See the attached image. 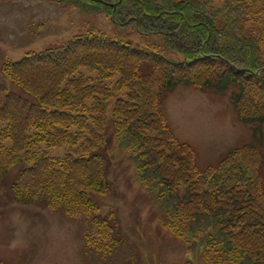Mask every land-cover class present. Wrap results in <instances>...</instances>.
I'll use <instances>...</instances> for the list:
<instances>
[{"label":"trees","instance_id":"obj_1","mask_svg":"<svg viewBox=\"0 0 264 264\" xmlns=\"http://www.w3.org/2000/svg\"><path fill=\"white\" fill-rule=\"evenodd\" d=\"M49 1L102 12L160 37L164 49L87 30L4 61L0 176L21 166L11 199L83 220L85 247L112 256L123 244L118 219L102 214L94 198L110 192L112 142L163 232L191 259L264 264V0ZM179 84L230 91L235 116L252 126L255 141L199 168L195 149L175 136L161 109Z\"/></svg>","mask_w":264,"mask_h":264},{"label":"rangeland","instance_id":"obj_2","mask_svg":"<svg viewBox=\"0 0 264 264\" xmlns=\"http://www.w3.org/2000/svg\"><path fill=\"white\" fill-rule=\"evenodd\" d=\"M216 4L220 0H215ZM87 30L105 31L136 44L146 41L164 49L158 36L139 35L102 12L83 13L76 7L49 0H0V67L18 61L28 51H40ZM168 52V51H167ZM6 81L0 70V81ZM7 82V81H6ZM11 89L19 91L10 84ZM161 109L175 136L196 151L199 168L216 164L229 150L255 141L252 126L239 122L230 91L203 92L179 84L163 100ZM264 148V125L262 126ZM111 132V129H109ZM110 137V135H109ZM108 154L110 192L94 198L101 213L114 211L123 244L103 257L85 247L89 229L81 219L38 205L11 199L9 184L19 164L0 176V260L7 264H205L189 257L183 246L163 232L156 208L134 180L132 166L111 142ZM61 155L62 149L51 150ZM264 182V163H263Z\"/></svg>","mask_w":264,"mask_h":264}]
</instances>
